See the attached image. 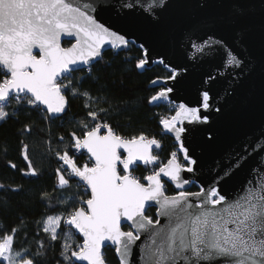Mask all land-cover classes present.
Returning <instances> with one entry per match:
<instances>
[{
    "label": "snow or ice",
    "instance_id": "snow-or-ice-1",
    "mask_svg": "<svg viewBox=\"0 0 264 264\" xmlns=\"http://www.w3.org/2000/svg\"><path fill=\"white\" fill-rule=\"evenodd\" d=\"M169 2L122 0L120 8L139 7L159 22L158 10L167 9ZM110 6V0H0V121L13 115L18 118L23 110L51 123L67 115L72 98H90V93L79 92L77 86L92 76L105 46L119 50L129 44L125 35L96 18L98 10ZM226 24L244 25L238 28L244 36L247 26H254L264 43V0H203L186 28L187 43L196 57H209L223 49V67L231 69L236 85L256 69L223 39L215 38V30ZM62 37L70 46H62ZM147 63L142 58L135 66L144 69ZM259 63L264 72V57ZM73 73L84 75L73 77ZM169 78L175 79V71ZM171 92L172 88H162L149 98V105L171 104ZM209 101L205 91L203 110H211ZM110 111L111 107L89 110L87 116L94 126L81 121L80 134L70 132L65 150L55 152L61 162L55 170L56 188L66 190L73 180L78 189L83 188L82 193L60 200L63 214L48 216L43 223L47 250L55 254L56 243L60 244L57 264H107L102 249L109 246L118 254L119 264H132L142 238V264H264V121L227 154L222 170L217 167L210 179L197 181L190 175L195 176L198 161L182 142L179 153L171 152L166 163L158 161L153 146L159 149L160 142L143 133L131 138L117 134L106 121ZM174 111L170 117L160 116L159 124L162 134L174 133L177 141H182L185 122L209 120L200 108L183 103ZM64 139L60 136L58 143ZM27 149L23 145L25 160H29ZM81 150L88 154V163L83 165L75 155L83 154ZM253 159L248 178L233 196H226L221 184ZM137 162L152 166L150 174L134 175ZM25 174L38 175L30 161ZM169 184L174 188L171 194ZM194 185L197 191L190 190ZM47 195L42 194V199ZM153 208L155 218L147 214ZM17 231L13 228L0 235V264H39L47 250L18 249ZM37 244L45 248L41 241Z\"/></svg>",
    "mask_w": 264,
    "mask_h": 264
},
{
    "label": "trees",
    "instance_id": "trees-1",
    "mask_svg": "<svg viewBox=\"0 0 264 264\" xmlns=\"http://www.w3.org/2000/svg\"><path fill=\"white\" fill-rule=\"evenodd\" d=\"M68 43L69 41L63 40V45ZM139 59H142V49L132 42L124 49L105 50L102 59L93 66L92 76L85 78L77 86L79 92L90 93V98L83 95L72 98L67 115L62 120L49 123L36 112L26 115L21 110L18 118L13 115L0 121V235L11 232L13 228L18 229L15 235L18 249L30 248L32 253L47 250L48 234L43 232L44 221L48 216L63 214L64 205L60 200L77 191L83 192V188L76 187L75 180L66 190L56 188L55 170L61 166V162L55 158V152L57 149L61 152L65 150L69 144L70 132L80 134L81 121L94 126L87 116L89 110L98 111L111 107L106 121L110 122L117 134L125 138L141 133L147 138H156L161 147L155 154L163 163L176 149L177 143L173 137L162 134L163 129L159 124L160 116L171 112L168 103L160 102L158 106L148 103L149 98L161 89L150 86L149 82L156 77L169 76L170 70L159 62L139 70L135 66ZM82 75L84 73H73V77ZM60 136L65 138L63 143H58ZM25 144L28 146L29 160L24 159ZM76 157L80 165L88 163L86 153ZM29 161L36 169L37 176L25 174ZM13 164L15 168L11 166ZM150 167L138 164L134 173L142 177ZM14 188L22 190L12 191ZM196 189L194 185L190 190ZM167 191L169 194L174 191L171 184L167 186ZM45 192L48 195L42 199ZM147 214L155 218L154 208ZM38 240L44 243V249L37 244ZM103 251L107 264L119 263L114 247L103 248ZM59 252L60 244L56 243L55 254L47 250V255L39 258V264H57L60 260Z\"/></svg>",
    "mask_w": 264,
    "mask_h": 264
},
{
    "label": "water",
    "instance_id": "water-1",
    "mask_svg": "<svg viewBox=\"0 0 264 264\" xmlns=\"http://www.w3.org/2000/svg\"><path fill=\"white\" fill-rule=\"evenodd\" d=\"M121 2L122 0H110L112 6L98 10L96 18L112 30L125 35L129 42L139 47L143 44L145 47H140L142 58L148 60L145 67L159 62L170 70L169 76L152 79L150 86L172 88L169 98L177 107L183 103L187 107L200 108L201 114L209 117L207 123L185 122L183 126L186 131L182 134V141H177L174 133L169 134L177 143L178 149L182 142L190 156L198 161L196 174H189L190 178L197 181L208 180L215 175L217 167L222 170L227 154L252 135L264 121V72L260 70L259 63L264 57V43L259 32L250 25L247 26L246 36L238 31L244 25L234 27L226 24L215 30V38L223 39L234 53L250 62L249 67L255 66L256 69L250 75L246 73L241 83L233 85L231 69L225 70L223 67V49H218L209 57H196L187 43V25L203 0H170L167 9L158 10L159 22L139 7L121 9ZM63 40L62 37V46H70V42L63 45ZM71 42H74V38ZM105 49L112 48L106 45ZM174 71L175 79H170ZM154 80L156 83H151ZM205 91L210 96L211 110H203L201 107ZM217 107L221 111H215ZM105 131L102 130L101 134ZM151 138L153 137L149 139ZM156 150L153 146L154 155ZM83 151L87 154L86 150ZM137 163L143 165L142 162ZM254 163V159L250 160L231 179L221 184L226 196L231 197L236 193L248 178L249 169ZM196 188L193 191H197L198 187ZM154 214L156 215L155 208ZM142 242L143 238L137 242L131 257L132 264H142L139 251V244ZM116 256L119 260L117 253Z\"/></svg>",
    "mask_w": 264,
    "mask_h": 264
},
{
    "label": "built area",
    "instance_id": "built-area-1",
    "mask_svg": "<svg viewBox=\"0 0 264 264\" xmlns=\"http://www.w3.org/2000/svg\"><path fill=\"white\" fill-rule=\"evenodd\" d=\"M165 102H167V101H165ZM167 103H168V102H167ZM168 108H169V109L171 108L172 110H171V112L166 113L164 116H168V117H170L171 115H173L174 110H175V108H177V106H176L174 103H171V104L168 103ZM81 151L84 152L83 150H81ZM173 151H176V152L179 153V149L177 148V146H176V149H174ZM173 151H172V152H173ZM84 153H85V152H84ZM79 154H80L79 152L75 153L76 156L79 155ZM180 157H181V159H182V154H180ZM158 161H160V160H158ZM158 166H159V165H158ZM151 171H152V166H151L148 170L145 171V173L142 175V177H143L144 175L150 174ZM134 175H136V176H138V177H141L140 175L135 174V173H134ZM142 177H141V178H142Z\"/></svg>",
    "mask_w": 264,
    "mask_h": 264
}]
</instances>
